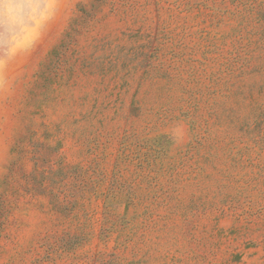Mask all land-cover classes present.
<instances>
[{"label": "rangeland", "instance_id": "374dc122", "mask_svg": "<svg viewBox=\"0 0 264 264\" xmlns=\"http://www.w3.org/2000/svg\"><path fill=\"white\" fill-rule=\"evenodd\" d=\"M0 264H264V0H0Z\"/></svg>", "mask_w": 264, "mask_h": 264}]
</instances>
